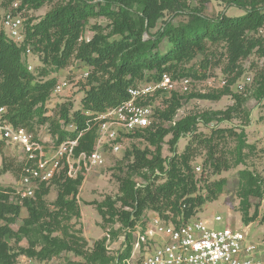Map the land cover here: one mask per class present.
I'll return each instance as SVG.
<instances>
[{
	"label": "trees",
	"instance_id": "trees-1",
	"mask_svg": "<svg viewBox=\"0 0 264 264\" xmlns=\"http://www.w3.org/2000/svg\"><path fill=\"white\" fill-rule=\"evenodd\" d=\"M12 1L10 0V3ZM18 1L16 12L25 7L37 9L46 0ZM220 1L228 7L241 10L243 14L234 17L221 14L216 19H211L200 12H189L186 14L189 20L185 24L173 26L170 22H164L155 33H150L156 20L161 17L163 5L167 8L169 0H69L54 5L37 22H29L26 25L23 22L25 36L24 42L20 45L10 41L0 27V109L4 110L1 119L13 127L23 128L34 135H37V127L49 120L46 116L45 103L55 81L54 79L35 81L33 73L27 70L26 61L23 60L27 49L30 52L40 50L44 54L43 62L47 63L50 57L51 64L60 68V71L74 57L78 65H84L89 69L86 79L89 80L90 87L84 92L80 109L72 111V103L62 104L57 111L56 124L51 123L54 125L53 129L48 127L47 129L51 136L56 138V143L67 137L74 139L81 133L77 151L89 153L92 150L96 127L92 117H86L82 112H102L126 101L127 90L138 86L137 81L142 80L145 73L151 74L150 78L145 79V83L157 82L163 74L169 75L172 79L189 76L195 81H202L207 77V59H201L198 69L179 71V68L184 60L194 56H205L209 46L224 43L228 48L231 62L247 57L255 48L264 53L262 47L264 41L260 36H255L264 25V0ZM94 16H104L109 19L112 34L118 35L119 38L109 41L102 35L101 27L95 25L92 27L95 32L93 37L79 44L78 39L88 24V19ZM143 34L148 36L145 41L142 40ZM163 39L170 47L161 54L157 46ZM106 75L107 77L104 78ZM182 96L184 95L172 93L168 99H161L164 107L154 108L151 124L128 135V137L145 139L154 145L158 152L153 159L147 161L144 152L135 151V162H133L135 166L137 164L146 166L150 170L157 168L156 162H161L159 151L163 138L158 130L160 127L158 122L172 119ZM71 124L74 130H64ZM191 129L189 123H175L170 141L172 151L180 134H187ZM225 132L228 130H219L217 137ZM244 144L240 141V151ZM8 150L9 148L0 142L2 157L0 174L14 171L9 155L4 153ZM192 156L193 151L186 146L181 155L177 156L174 153L167 162L168 169L162 172L159 168L158 174L153 173L150 181L140 186L142 190L137 191L134 188L127 190L123 206H127L130 210L126 209L118 213L114 204L107 200L99 208V215L106 221L117 217L128 229H132L137 224L145 208H150L151 212L158 214L166 222L175 225L187 222L194 217L195 209L206 201L215 199L225 184L224 179L219 180L212 185L214 189L212 192L202 196L189 165ZM17 169L21 170L20 162L17 163ZM227 169V163L219 159L215 160V172ZM238 176L239 210L242 214V223L247 226L257 218V211L249 216L250 198H262L264 181L248 171H241ZM161 177L163 181L159 184L155 183ZM44 185H40L34 196H37L38 190L43 189ZM69 204L61 201L62 206ZM25 205L30 217L35 211L26 200ZM19 210L18 205L11 204L6 196L0 195V221L5 220L6 215H17ZM260 221L264 223V213ZM16 235L8 225H0V264H9L13 258L5 250L4 238H12ZM126 238H131L130 233L126 234ZM36 244L40 246L38 251L33 249ZM28 248L32 249H19L16 254H27L38 260H44L68 247L55 237L42 235L37 243H29ZM71 248L78 254L75 247ZM130 249L129 244L119 259L128 257ZM92 255L94 254H90L87 259L90 261L100 259L101 264L109 263V259L103 255L97 257Z\"/></svg>",
	"mask_w": 264,
	"mask_h": 264
},
{
	"label": "rangeland",
	"instance_id": "rangeland-1",
	"mask_svg": "<svg viewBox=\"0 0 264 264\" xmlns=\"http://www.w3.org/2000/svg\"><path fill=\"white\" fill-rule=\"evenodd\" d=\"M67 1L69 0H46L37 9L25 7L16 12L18 0H13L11 3L10 0H0V21L4 13H13L23 20L24 25L37 22L54 5ZM163 7L161 17L156 20L150 33H155L164 22H170L173 26L185 24L189 20L186 15L189 12H200L211 19H216L221 14L232 17L243 14L241 10L228 7L220 0H169L167 8L165 5ZM177 10L180 12H175ZM95 25L101 27L102 35L109 41L119 38L118 35L112 34L109 19L104 16H94L88 19V24L78 39L79 44L93 37L95 32L92 27ZM255 36L259 37L260 34L257 33ZM147 39L148 36L143 34L142 40ZM169 47L165 39L157 46L161 54ZM43 56L40 50H31L24 60L31 67L35 81L54 79L55 84L58 81H66L69 88L61 95H55L50 91L45 103L46 116L49 120L37 127L39 135L47 133V127L53 129L57 111L62 104L72 103V111L80 109L84 92L90 87L89 80L80 76L83 67L77 64L74 57L60 71V68L51 64L50 57L49 61L44 63ZM203 58L208 60L205 79L224 80L226 84L223 88L212 89L204 84L205 79L195 81L186 76L192 82L190 92L182 96L171 120L158 122L160 124L158 130L163 138L159 151L161 162H156L155 170L138 164L135 166L133 162H135V151L144 152L147 161L153 159L158 154L156 147L145 139L128 137L121 143L119 152L106 150L101 168L88 174H79L74 179L66 177L64 173L60 175L62 173L60 172L52 182L38 190L37 196L23 199L14 191L21 174L17 169L19 160L11 148L8 152L4 151L5 155H9L14 171L0 174V195L6 196L11 204L20 207L17 215H6L5 220L0 221V225H8L17 234L12 238H4L5 250L8 255L13 256L9 264H101L100 259L95 261L87 259L90 254H94L93 257L105 256L109 259L108 264L121 262L124 258L120 260L119 256L124 253L130 242V239L126 238L128 228L124 227L117 217L111 221L103 220L99 215V208L104 201L110 200L118 213L122 210H130L127 206H123L127 190L132 188L137 191L142 190L140 186L147 184L153 173L158 174L160 170L163 172L168 169L167 162L174 153L177 156L181 155L186 146L193 151L189 165L202 196H207L214 190L212 187L214 183L225 180L221 193L215 199L206 201L196 208L194 217L210 221L215 216L222 217L219 226L246 232L248 240L259 245L260 255H264V245H262L264 223L260 221L264 213V186L261 199L250 198L249 216L257 211V218L247 226L242 223L238 196V173L241 171H248L264 181V53L255 48L247 57L231 62L227 46L220 43L209 46L205 56H194L184 60L185 62L180 64L179 71L198 69ZM150 75L145 73L136 85L144 84L145 79L150 78ZM106 77L107 75L104 76ZM246 77L250 78V81L245 80L243 90H237L236 84ZM3 114L4 112L0 117ZM179 122L189 123L192 129L187 134H180L176 145L173 146V153L170 141L175 123ZM219 130H228V132L217 137ZM240 141L245 143L241 151ZM216 159L227 163L228 169L215 172ZM1 162L0 156V169ZM197 167L200 169L199 172L196 171ZM162 181L161 177L155 183L159 184ZM25 200L35 211L30 217ZM61 201L70 204L62 206ZM151 211L150 208H145L142 214ZM42 235L55 237L68 248L44 260H38L27 254H16L19 249H32L28 248L29 243H37ZM71 247H75L78 254L72 251ZM33 249L38 251L39 244Z\"/></svg>",
	"mask_w": 264,
	"mask_h": 264
},
{
	"label": "built area",
	"instance_id": "built-area-1",
	"mask_svg": "<svg viewBox=\"0 0 264 264\" xmlns=\"http://www.w3.org/2000/svg\"><path fill=\"white\" fill-rule=\"evenodd\" d=\"M0 26L7 38L20 45L24 42L23 20L12 14L2 16ZM264 41V25L259 30ZM30 50L27 49L23 60ZM27 64V63H26ZM80 73L87 78L89 69L84 65ZM27 70L31 67L27 65ZM245 80L236 84L243 90ZM209 88L219 89L226 84L224 80L205 79ZM190 78L172 79L163 74L157 82L144 83L127 90L128 99L116 107L102 112H82L92 117L95 123V137L92 150L77 151L78 139L65 138L56 143L50 132L34 135L23 128H16L0 117V142L4 143L21 163L20 178L14 189L23 199H30L42 184H48L60 172L70 179L79 174H88L104 164L106 150L117 153L128 135L148 127L154 108L162 109L161 99H168L172 93L185 95L191 89ZM66 81H58L52 92L61 95L68 90ZM4 110L0 109V114ZM74 130L73 124L64 128ZM196 171L200 169L197 167ZM157 174V173H155ZM222 217L215 216L212 221L191 218L181 225L164 221L158 214L150 212L128 229L130 233V253L121 262L114 264H264L260 246L248 240L247 233L241 230L221 227ZM264 245V242H262Z\"/></svg>",
	"mask_w": 264,
	"mask_h": 264
}]
</instances>
